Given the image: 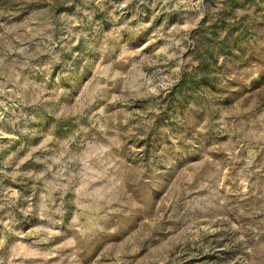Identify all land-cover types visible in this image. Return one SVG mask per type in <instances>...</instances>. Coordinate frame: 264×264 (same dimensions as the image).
<instances>
[{"label":"rangeland","instance_id":"374dc122","mask_svg":"<svg viewBox=\"0 0 264 264\" xmlns=\"http://www.w3.org/2000/svg\"><path fill=\"white\" fill-rule=\"evenodd\" d=\"M0 264H264V0H0Z\"/></svg>","mask_w":264,"mask_h":264}]
</instances>
